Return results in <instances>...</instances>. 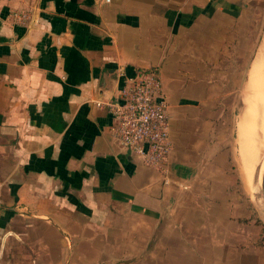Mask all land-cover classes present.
<instances>
[{
  "label": "crops",
  "instance_id": "0c3cea01",
  "mask_svg": "<svg viewBox=\"0 0 264 264\" xmlns=\"http://www.w3.org/2000/svg\"><path fill=\"white\" fill-rule=\"evenodd\" d=\"M246 7L0 0V264H256L264 222L232 200L220 143ZM149 68L169 104L163 171L96 104Z\"/></svg>",
  "mask_w": 264,
  "mask_h": 264
},
{
  "label": "built area",
  "instance_id": "2783aa9c",
  "mask_svg": "<svg viewBox=\"0 0 264 264\" xmlns=\"http://www.w3.org/2000/svg\"><path fill=\"white\" fill-rule=\"evenodd\" d=\"M116 142L144 163L165 170L171 149L169 104L162 92L158 70H139L126 78L118 93L107 101Z\"/></svg>",
  "mask_w": 264,
  "mask_h": 264
},
{
  "label": "rangeland",
  "instance_id": "374dc122",
  "mask_svg": "<svg viewBox=\"0 0 264 264\" xmlns=\"http://www.w3.org/2000/svg\"><path fill=\"white\" fill-rule=\"evenodd\" d=\"M239 1L246 3L247 6L241 14L240 79L237 80V73H220V79H222L224 84H228L229 86L220 93V143L223 142L221 147L225 152L224 161L227 167L224 170V176L232 180L229 188L230 195L231 197L233 196L232 200L242 207L244 214L251 213V210L248 208V203L250 202L249 207L255 209L257 216L264 222V203H262L264 202V197H262V189L261 192L259 191V197H257L260 201L253 199L254 197L250 195L249 190L242 181L237 158L240 149L239 140L241 138L239 127L251 95L248 94L251 92V87H248L250 86V72L264 39V0ZM237 51L235 46V59L238 56ZM232 76H235V79H232ZM235 180L237 184H235ZM235 191L240 195L237 196ZM242 193L247 195V200L244 195H241ZM256 250L258 258L256 259V264H264V251L262 249Z\"/></svg>",
  "mask_w": 264,
  "mask_h": 264
},
{
  "label": "bare ground",
  "instance_id": "6f19581e",
  "mask_svg": "<svg viewBox=\"0 0 264 264\" xmlns=\"http://www.w3.org/2000/svg\"><path fill=\"white\" fill-rule=\"evenodd\" d=\"M249 83L251 92L248 94L251 95L239 127L241 138L237 158L245 187L253 199L260 201L257 197L264 185V39L250 72Z\"/></svg>",
  "mask_w": 264,
  "mask_h": 264
},
{
  "label": "trees",
  "instance_id": "16d2710c",
  "mask_svg": "<svg viewBox=\"0 0 264 264\" xmlns=\"http://www.w3.org/2000/svg\"><path fill=\"white\" fill-rule=\"evenodd\" d=\"M256 223L262 225V222H261L259 219L256 220ZM262 227H263V229H264V225H262Z\"/></svg>",
  "mask_w": 264,
  "mask_h": 264
},
{
  "label": "water",
  "instance_id": "95a60500",
  "mask_svg": "<svg viewBox=\"0 0 264 264\" xmlns=\"http://www.w3.org/2000/svg\"><path fill=\"white\" fill-rule=\"evenodd\" d=\"M262 194H263V197H264V185H263V188H262Z\"/></svg>",
  "mask_w": 264,
  "mask_h": 264
}]
</instances>
